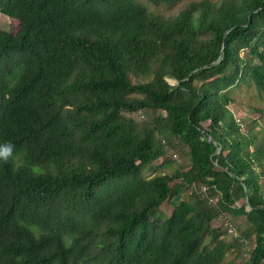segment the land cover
Returning <instances> with one entry per match:
<instances>
[{
	"label": "trees",
	"instance_id": "trees-1",
	"mask_svg": "<svg viewBox=\"0 0 264 264\" xmlns=\"http://www.w3.org/2000/svg\"><path fill=\"white\" fill-rule=\"evenodd\" d=\"M0 12L17 22L0 29V145H14L0 160V264H233L243 238L255 247L242 264H264V0ZM167 146L189 163L173 166ZM239 216L232 241L213 225Z\"/></svg>",
	"mask_w": 264,
	"mask_h": 264
},
{
	"label": "rangeland",
	"instance_id": "rangeland-1",
	"mask_svg": "<svg viewBox=\"0 0 264 264\" xmlns=\"http://www.w3.org/2000/svg\"><path fill=\"white\" fill-rule=\"evenodd\" d=\"M142 3L146 4L151 10L155 12H160L166 15H172L178 13L180 10L184 9L192 0H178L173 3H161V4H152L148 0H140ZM17 27V22L10 18L9 16L0 12V29L2 30H15ZM233 111L234 117L242 124L243 128H247L250 126L249 116L251 111L244 106L233 104L230 106ZM135 119L138 123H143L145 120V112H139L135 116ZM167 155L166 159L171 162L173 166H186L189 163L188 157H182L180 152H175L170 147H166ZM163 158L159 159V162H162ZM149 173H147L148 175ZM217 201V197L215 199ZM239 205H242L240 203ZM171 213L170 203H166L160 208H154L150 216L152 219L157 220L159 222L166 219ZM213 225L215 227L222 226L225 228V238L226 240L232 241L234 238L240 236L241 232L247 228L246 219L244 216L234 217L233 220H222L217 219L213 221ZM255 247V239L254 238H243L241 240V245H239L236 252V260L233 264H242L248 260L252 250ZM234 253H231L230 256H234Z\"/></svg>",
	"mask_w": 264,
	"mask_h": 264
},
{
	"label": "clouds",
	"instance_id": "clouds-1",
	"mask_svg": "<svg viewBox=\"0 0 264 264\" xmlns=\"http://www.w3.org/2000/svg\"><path fill=\"white\" fill-rule=\"evenodd\" d=\"M14 145L4 144L0 145V160L8 162L10 158L13 157Z\"/></svg>",
	"mask_w": 264,
	"mask_h": 264
},
{
	"label": "water",
	"instance_id": "water-1",
	"mask_svg": "<svg viewBox=\"0 0 264 264\" xmlns=\"http://www.w3.org/2000/svg\"><path fill=\"white\" fill-rule=\"evenodd\" d=\"M223 50H224V47L222 48L221 54H222ZM221 54H220L219 58L213 64H215V63L220 61ZM170 82L172 84H175L177 81L170 79ZM249 208H252L251 205L249 206Z\"/></svg>",
	"mask_w": 264,
	"mask_h": 264
}]
</instances>
